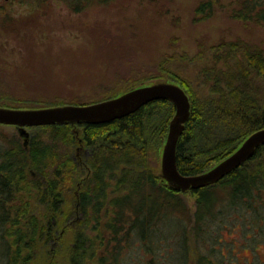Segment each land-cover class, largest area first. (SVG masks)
<instances>
[{"label": "trees", "instance_id": "obj_1", "mask_svg": "<svg viewBox=\"0 0 264 264\" xmlns=\"http://www.w3.org/2000/svg\"><path fill=\"white\" fill-rule=\"evenodd\" d=\"M59 1L81 13L117 0ZM221 2L200 0L196 13L207 19L220 5L235 20L264 24V0ZM212 51L205 60L166 62L177 68L161 65L162 76L179 83L192 105L177 150L187 176L208 171L264 128V50L239 39ZM194 63H202L197 82L210 92L202 100L188 72ZM174 110L170 101H157L109 123L42 127L28 148L19 140L0 147V264H123L127 248L140 252L143 264H241L236 250L224 252L234 232L253 250L264 247V146L217 184L190 191L192 214L184 193L171 189L153 162ZM80 142L89 150L83 181L72 153Z\"/></svg>", "mask_w": 264, "mask_h": 264}, {"label": "rangeland", "instance_id": "obj_2", "mask_svg": "<svg viewBox=\"0 0 264 264\" xmlns=\"http://www.w3.org/2000/svg\"><path fill=\"white\" fill-rule=\"evenodd\" d=\"M229 1L222 0L220 4ZM199 3L200 0H173L155 6L147 0H117L73 13L59 0H0V107L36 109L70 103L93 104L142 86L162 82L180 85L162 76V63L177 68L179 63L166 62H173V58L194 61L199 55L203 58L200 60H205L207 56L203 54L212 58V49L223 41L241 39L264 50V24L235 20L220 5L215 15L202 19L196 13ZM185 63L180 61V66ZM200 65L194 63L188 71L195 78L194 95L198 100H202L203 94L208 98L210 93L201 81L197 82ZM259 90L263 102L264 87ZM175 113L176 108L164 133L157 162L153 161L160 174L162 153ZM42 127L46 126L23 129L0 125L1 149L15 140L28 148L34 135L45 132ZM48 139L46 136L42 141ZM239 147L230 150L229 155V151L224 152L214 167ZM72 153L82 165L83 181L89 174L84 166L89 150L80 142ZM184 200L194 214L195 199L188 192L184 193ZM75 205L78 207L76 200ZM228 241L224 252L236 250L235 261L237 258L241 264H256L255 259L264 261V247L253 250L237 232ZM124 254L120 260L123 264H143L137 250L127 248Z\"/></svg>", "mask_w": 264, "mask_h": 264}, {"label": "water", "instance_id": "obj_3", "mask_svg": "<svg viewBox=\"0 0 264 264\" xmlns=\"http://www.w3.org/2000/svg\"><path fill=\"white\" fill-rule=\"evenodd\" d=\"M157 101H170L176 108L175 116L170 122L161 162V177L175 191L188 193L217 184L251 160L257 150L264 146L263 128L248 136L232 155L215 167L198 175H183L177 166V150L180 137L190 119L192 105L188 94L180 85L167 82L142 86L115 98L88 105L36 109L0 107V125L25 129L54 125L104 124L124 118Z\"/></svg>", "mask_w": 264, "mask_h": 264}]
</instances>
